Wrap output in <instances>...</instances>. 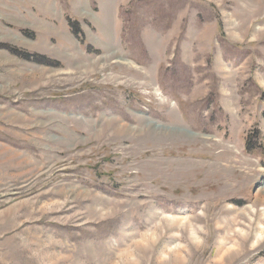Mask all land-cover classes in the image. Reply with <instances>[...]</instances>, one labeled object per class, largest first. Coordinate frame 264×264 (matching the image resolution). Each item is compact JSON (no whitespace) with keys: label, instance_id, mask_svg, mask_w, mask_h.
<instances>
[{"label":"rangeland","instance_id":"obj_1","mask_svg":"<svg viewBox=\"0 0 264 264\" xmlns=\"http://www.w3.org/2000/svg\"><path fill=\"white\" fill-rule=\"evenodd\" d=\"M0 264H264V0H0Z\"/></svg>","mask_w":264,"mask_h":264}]
</instances>
